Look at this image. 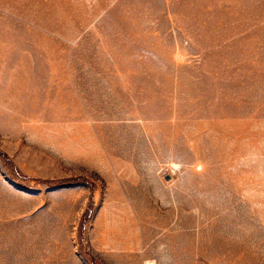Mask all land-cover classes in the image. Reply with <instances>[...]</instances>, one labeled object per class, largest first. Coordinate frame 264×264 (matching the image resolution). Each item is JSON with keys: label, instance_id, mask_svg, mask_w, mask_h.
<instances>
[{"label": "rangeland", "instance_id": "1", "mask_svg": "<svg viewBox=\"0 0 264 264\" xmlns=\"http://www.w3.org/2000/svg\"><path fill=\"white\" fill-rule=\"evenodd\" d=\"M0 264H264V0H0Z\"/></svg>", "mask_w": 264, "mask_h": 264}, {"label": "trees", "instance_id": "2", "mask_svg": "<svg viewBox=\"0 0 264 264\" xmlns=\"http://www.w3.org/2000/svg\"><path fill=\"white\" fill-rule=\"evenodd\" d=\"M4 155V154H3ZM75 180H77V179H75Z\"/></svg>", "mask_w": 264, "mask_h": 264}, {"label": "water", "instance_id": "3", "mask_svg": "<svg viewBox=\"0 0 264 264\" xmlns=\"http://www.w3.org/2000/svg\"><path fill=\"white\" fill-rule=\"evenodd\" d=\"M169 178V177H168Z\"/></svg>", "mask_w": 264, "mask_h": 264}]
</instances>
